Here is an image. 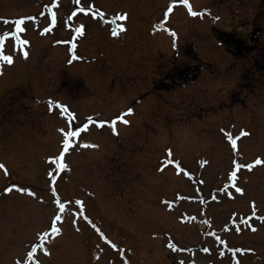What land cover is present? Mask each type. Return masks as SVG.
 <instances>
[{"label": "rangeland", "instance_id": "rangeland-1", "mask_svg": "<svg viewBox=\"0 0 264 264\" xmlns=\"http://www.w3.org/2000/svg\"><path fill=\"white\" fill-rule=\"evenodd\" d=\"M188 3L202 15L182 0H0L14 61L0 58V264H32L38 243L39 264H264V0ZM85 124L57 170L63 132ZM234 162L253 168L229 197Z\"/></svg>", "mask_w": 264, "mask_h": 264}, {"label": "snow or ice", "instance_id": "snow-or-ice-1", "mask_svg": "<svg viewBox=\"0 0 264 264\" xmlns=\"http://www.w3.org/2000/svg\"><path fill=\"white\" fill-rule=\"evenodd\" d=\"M183 4L187 6L188 8V12L192 15V16H197V15H202V13H197L196 11H193L192 10V7L191 5L188 3V0H182ZM171 8L168 9L169 12H171ZM81 12H86V8H81L80 9ZM126 17L124 16H121L120 19H124ZM52 24L55 25L56 23V15L55 13L52 14V20H51ZM22 24H24V20H18L16 22V27H17V31L18 32H23L24 31V28L20 27ZM83 29H84V26L81 25L80 28L77 29V32L83 34ZM50 29L49 28H45L43 30L44 33H47L49 32ZM120 31H124V28L121 27L120 28ZM117 30L116 29H113L112 30V35L115 36L117 35ZM173 36L176 35V33L173 31L171 33ZM15 40L18 41V43L20 45H28L29 44V41L26 40V39H21L19 35H15ZM8 39V35L5 34L4 36H0V49H2L3 47V41ZM73 48H75V45H73ZM23 56L24 58L26 59L28 57V52L27 51H24L23 53ZM0 58L3 59V61H5L7 64H12L14 61H13V56L12 55H3L2 51H0ZM78 57L75 55V53H73V56H72V59H77ZM71 62V61H70ZM49 106L51 107V102L49 104ZM57 107H59L61 109V112L62 113H67L68 116H69V120H73L75 119V115L73 113H70L68 112V109L66 106H63V105H57ZM131 109L128 110V113L127 114H131ZM126 114V115H127ZM117 119H119L122 123H124L125 125L129 124L130 121L125 119L124 117H118ZM89 121H91V118H89ZM115 121L112 122V130L115 131ZM99 127H103L104 126V122H100L98 124ZM87 127L88 125L85 124L82 128L76 130V131H68V132H63V129H61V132H63L64 134V139H63V149L60 153V155L53 161V163L56 164L57 166V170H63L64 168L67 167L66 164L63 163V160H64V155L65 153H67L70 148L73 147V144H72V140L73 138L75 137H78L80 135V132L81 131H85L87 130ZM248 133L246 132H241V136L243 135H247ZM228 139L231 141V147L232 149H236L237 148V139H239V137L237 138H232L231 136L228 137ZM86 147H98V145H85ZM168 155L171 156V151L169 150L168 151ZM170 163H173L172 161H170ZM235 163V162H234ZM264 163V161H262L261 159H257L255 161V165H260ZM175 167L177 169H179L181 172L184 171V169L181 167L180 163L179 162H175ZM242 168H247L248 170H251L253 168V164H247V165H244V164H240V163H235V170H233L230 174H229V177H228V180H229V183L225 184L223 188H221L219 191L225 193L227 196L229 197H232V192L229 191V188H234L235 192L236 193H240V194H243V189H241L240 187L237 186V173L240 169ZM0 169H5V165H3L2 163H0ZM6 170V169H5ZM49 175H53L52 173H49ZM54 179V177H53ZM22 190V189H21ZM6 191L8 192H11L12 191V188H8L6 189ZM52 191L55 193V187L53 186L52 188ZM216 197L213 196V199H215ZM55 203L58 205V209H59V212L61 214H63L65 211H66V207H65V204L60 202L59 199H56ZM77 205H80V209L79 211L82 213L83 212V202L82 201H76L75 202ZM253 212H252V215L250 217H248L247 219H242L241 220V223L243 224H246L248 225L251 230L253 232L256 231V228L255 227H252L251 224L249 223V221L252 219V217L256 216V209H255V205L253 204ZM62 215H55L54 216V221L52 223H50L49 225V228L51 229V233L59 236L62 234V229L57 227V223H59L61 220H62ZM83 219H85L89 224H91V226L94 228V230L101 236V238H104L106 240V242L108 243H111L110 241H107V238L105 236V234L101 231V229L99 227H97L91 220L88 219L87 216H82ZM258 219L261 221V222H264V216H261V217H258ZM241 229L239 226H237L236 228V231L239 232ZM44 235H48V232L46 231ZM217 240H220L219 237H216ZM220 243L223 244L224 241L220 240ZM113 247H115V245L113 244L112 245ZM38 248H44V244L43 243H38L36 246L32 247L31 250L26 254L27 257L29 258V260H32V264H39V261L38 260H34L33 258L35 257L36 255V252H37V249ZM175 250V249H174ZM206 252L208 251V249H204ZM44 252L45 254H49L47 249L44 248ZM221 255H223V253H221ZM19 264V262H18ZM180 264H183V261L180 262Z\"/></svg>", "mask_w": 264, "mask_h": 264}, {"label": "trees", "instance_id": "trees-1", "mask_svg": "<svg viewBox=\"0 0 264 264\" xmlns=\"http://www.w3.org/2000/svg\"><path fill=\"white\" fill-rule=\"evenodd\" d=\"M218 38L224 45L230 46L235 50V53L240 52L242 48L248 49V42L240 37L236 32L219 31ZM253 41H256V37H253ZM251 41L252 43H254Z\"/></svg>", "mask_w": 264, "mask_h": 264}]
</instances>
